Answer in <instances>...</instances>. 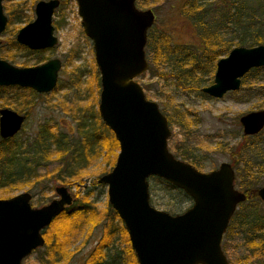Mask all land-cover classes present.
I'll use <instances>...</instances> for the list:
<instances>
[{
  "label": "water",
  "instance_id": "95a60500",
  "mask_svg": "<svg viewBox=\"0 0 264 264\" xmlns=\"http://www.w3.org/2000/svg\"><path fill=\"white\" fill-rule=\"evenodd\" d=\"M76 2L99 69L97 110L119 144L115 165L98 183L107 186L108 203L126 228L137 264H228L221 240L245 194L235 188L230 164L221 163L206 173L168 149L172 131L167 117L137 81L149 68L145 49L154 12L139 9L135 0ZM58 4V0L38 2L36 18L21 28L17 42L30 50L53 48L58 38L52 14ZM6 23L0 0V34ZM60 67L58 58L23 68L0 59V87L49 93L58 82ZM260 67H264V45L235 47L217 61L213 84L202 92L222 97L240 87L248 70ZM25 118L15 110L0 109L1 139L15 137ZM241 124L244 134L258 133L264 126V110L243 116ZM155 177L183 191L192 205L178 215L153 207L148 179ZM55 192L60 198L39 208L31 205L29 192L0 199V264H22L44 245L42 231L73 200L64 186ZM257 195L264 202V185Z\"/></svg>",
  "mask_w": 264,
  "mask_h": 264
},
{
  "label": "rangeland",
  "instance_id": "374dc122",
  "mask_svg": "<svg viewBox=\"0 0 264 264\" xmlns=\"http://www.w3.org/2000/svg\"><path fill=\"white\" fill-rule=\"evenodd\" d=\"M38 1L41 0H2L3 12L7 18L9 17V8L14 6L17 7L18 12L22 8L26 12L25 18H27L19 22L15 21L17 17L13 16V23L10 26L7 25L4 33L0 35L1 49L4 48L6 51L5 53L0 51V59L23 68L25 67H22L24 63L28 67H33V65L40 64L39 61L45 62L58 58L61 61L58 83L52 92L38 93L40 96H35V94L26 91L10 90L0 100V105L3 101H7L6 103H11L12 106L6 108L27 115L25 125L15 138L18 142L35 137L38 128L48 124L51 126V132L63 136L67 149L64 153L52 151L53 155L51 154L52 156L45 166H39L34 170L37 177L31 179L28 184L7 190L0 188V199L29 192L32 198L31 205L39 208L49 204L53 199H58L55 192L57 187H66L73 200L71 205L65 208L64 213H75L76 206L85 202L94 209V215L77 214L69 219L64 218V215H58L59 217L57 216L55 222L44 228L42 231L45 232L43 238L45 237L44 240L51 241V243L55 242V237L64 233V227L67 228L63 240L65 242L64 250L68 255L60 264H89L90 256L97 245L103 242L107 230H111L109 241H112L113 245L110 248V243L109 246L105 247L103 253L107 255L105 260L99 263L126 264V247L123 243V237L119 233V229L122 227L121 221L114 218L110 222L107 186L98 183L103 175L112 170L119 152L114 141L102 137L101 133L104 134L103 136L110 137L103 127L100 126L96 130L99 133L97 136H100V142L98 141L99 144L94 145L91 155L86 157V168L80 169L81 171L76 177L67 178L70 169L74 168H71L69 160L73 159L77 149L82 152L88 150L89 145L85 139L86 135L91 136L90 132L92 131L90 125L88 126L89 121L87 119L90 118L91 113H94L95 116L98 113L97 107L101 88L99 71L98 78L97 75L95 76L98 67L95 64L92 41L84 34L82 25H80L81 19L77 14L75 1L60 0V8L53 14L54 34L59 39L57 45L52 49L43 50L39 54V58L34 52L29 53L24 49H17L13 45L15 36L22 26L35 18L34 9ZM187 1L136 0V6L142 10L151 9L155 14L154 26L156 29L160 28V31L168 33L171 41L181 45L176 46L181 49L183 46H192L195 41H199L198 32L193 24L184 19L182 8ZM225 2L227 3L229 0H216V7L211 4V8H213H210L211 11L208 13L212 20L209 31L220 26L221 19L218 17L227 9ZM243 2L244 0H242V4ZM248 5L252 8L261 6L264 10L263 0L258 2L257 0L253 2L245 0V6L250 8ZM145 51L147 59H149L148 49L146 48ZM1 56H7L12 61ZM224 56L222 55V57ZM207 68L212 67L208 66ZM207 70L208 73L204 75L203 84L200 88L212 81L214 73L211 69ZM159 71L169 73L170 69L163 65ZM175 80L174 76L154 77L150 76L148 72L137 80L143 87L145 96L149 100L155 101L161 113L167 117L169 128L172 131L168 141L170 152L175 158L188 159L189 162H193L192 164L196 169L206 173L218 169L222 162L230 163L235 168L234 164L237 158L232 157V153L235 152V145L243 142L239 117L250 111L264 109V69L249 74L245 80L247 84L245 86L243 84L242 89L221 100H213L202 95L200 88L199 90H191L178 87L174 84ZM82 118L86 121L84 127H81L80 124L83 122L81 121ZM253 142L264 145V129L258 138L253 139ZM245 170L246 168L240 165L239 175H237L235 168V188L240 192L244 191L248 197L245 202L237 206L235 219L228 225L225 231L226 238L224 237L222 241L226 248L225 253L228 260L231 261L230 264H240L245 257L244 255L247 254L242 237L245 229H239L237 226L238 223H241L239 218L244 213H248L250 215L256 214V220L258 217L264 220V202L258 197L253 198L249 189L245 191L241 188L242 186L237 185L246 179ZM250 172L258 179L252 188L258 189L264 183V171L261 172L254 167ZM61 178L66 182L62 181ZM148 182L150 203L156 209L178 215L187 210L193 203L189 197L187 199L175 189H169L161 179L149 178ZM253 216L251 217L254 218ZM251 217L248 220L252 221ZM44 246L34 250L30 256L22 260V264H40L39 258L45 252ZM113 248H117L121 252L120 259ZM262 264H264V259Z\"/></svg>",
  "mask_w": 264,
  "mask_h": 264
},
{
  "label": "trees",
  "instance_id": "16d2710c",
  "mask_svg": "<svg viewBox=\"0 0 264 264\" xmlns=\"http://www.w3.org/2000/svg\"><path fill=\"white\" fill-rule=\"evenodd\" d=\"M247 1L253 2L254 0ZM258 1L259 0H257V2ZM211 4L216 7V0H188L182 8L184 19L190 21V23L193 24L195 30L198 32L197 35L199 41H195V44H193L192 46H183V48L179 49V47L176 46L181 45L172 42L171 38L168 37V33L163 32L162 30L160 31V28L156 29L154 25L149 29L146 48L148 49L149 54V59H147L149 68L147 72L150 74V76H162L165 78L174 76L176 78V80L174 81V84L176 86L181 88H188L191 90H199L200 86L203 84L202 82L204 75L208 73L207 69H211V71H213L214 61L220 56L226 54L234 47V45L243 47H245V45L248 47L264 45V10L261 6L252 8L250 7V5H248L250 7L248 8L245 6V0L243 4L242 0H229V2H225V8H227L224 11L225 13H222V15L218 17L219 19H221L220 26L216 27L213 31H209L208 29L210 28V21L212 20L208 16V13L213 8H211ZM8 16V25L10 26V24L13 23L12 20H14L13 16L19 18H17V20L15 21L21 22L22 20H24L23 18H25L26 12H24L22 8L20 9V12H18L17 7L14 6L9 8ZM13 45L17 49H24L29 53L34 52L38 55V58L39 54L43 52L37 50L31 51L29 49H26L24 46H20L19 44H17L15 40L13 41ZM0 51H3L2 53L6 52L4 48H2ZM174 56H176V58H174ZM1 57L12 61V59L7 56ZM39 62L42 63V61ZM163 65L170 69L169 73L159 71ZM23 66L26 67L27 64L24 63L22 67ZM208 66L212 68H207ZM260 69L264 68H257L253 69L252 71L257 72ZM98 71L99 69L97 70L96 68L95 76L97 75V78ZM147 72L141 74L140 76L146 75ZM13 89L22 92H30L32 94H35V96L39 95L36 91H32L28 88L21 89L18 87L2 86L0 87V100L4 98L6 92H10V90ZM6 102L7 101H3V103L0 105V109L3 107L12 106L11 103ZM18 109H20V107H18ZM95 118L96 120L94 121ZM87 120L89 121L88 126L90 125L92 131L90 132L91 136L88 137V135H86L85 139V141L88 142L87 145H89V147L85 152L77 149V151L75 152V156H73V159L69 160V162L71 163V168H74L70 169V171L68 172V179L76 177L77 174L81 171L80 169L86 168V157H89L91 155L94 145H98L100 142V136H97L99 133L96 131L100 128V126L103 127L104 131H107L110 135V137L108 138L107 136H103L104 134L101 133L102 137L107 140L114 141L116 149L117 146L119 149L118 141H116L113 132L104 125L98 113L96 114V116L94 113H91L90 118ZM81 121H83L80 122L81 127H84L86 125V121L83 118L81 119ZM16 136L13 138H7L5 140L0 138L1 189L7 190L10 188H16L17 186L28 184L31 179L37 177L34 170H36L39 166H45L50 157L53 155L51 153L52 151H55L56 153H64L67 149L63 136L61 134L59 135L51 132V126H49L48 124L39 127L37 135L31 139H26L25 141L18 142L17 140H15ZM234 151L235 152L232 153V157L237 158L234 164L237 175H239L240 165L246 168L244 174L247 175L245 176L246 179L242 181V183L240 181L237 185L240 187L242 186L241 188L245 191L249 189V191L253 195V198H257V195L255 193L256 191H252V187L255 186V183L258 181V179H256V177H254L250 171L254 167H256V169L260 170L261 172L264 171V145H256L255 143L239 144V147L235 148ZM183 160L189 162L188 159ZM61 180L66 182L62 178ZM164 183H166L169 189H175L188 199L183 191L178 188H174L168 182L164 181ZM107 205L108 212L110 214L109 216H111L110 222H112L114 218L120 219L119 215H117L116 211L112 209L111 205H109L108 203ZM76 207L77 208L75 213L65 214L63 211L64 214L61 213L60 216L64 215V218L69 219L73 215L77 214H84L85 216L94 215V209L90 208L88 203H79ZM235 213L231 217L230 223H232V220L235 219ZM253 215L244 213L242 217L239 218V220H241V223H238L237 226L239 227V229H245V232L243 233L244 235H241H243L242 237L245 242L246 250L255 252V257L258 258L264 256V220H262L258 216V219L256 220V214ZM251 216H253L254 218H252ZM250 217L252 218V221L248 220L250 219ZM56 219L57 217L52 222H55ZM121 226L122 227L119 229V233L120 236L123 237V243L126 247L125 263L137 264V259L132 247L130 246L127 231L125 226H123L122 221ZM66 231L67 228L64 227V233L55 237V242L51 243V241H45V252L39 258L40 264H60L61 262H63V259L68 255L66 253V250H64L65 242L63 240L65 239ZM44 233L42 232V234ZM110 234L111 230H107L105 232L103 242L97 245L95 251L90 256L91 260L89 264H100V261L105 260L107 254L103 253V250L112 242L109 241ZM112 245L113 243H111L110 248L112 247ZM113 249L120 259V256H122L121 252L117 248Z\"/></svg>",
  "mask_w": 264,
  "mask_h": 264
},
{
  "label": "flooded vegetation",
  "instance_id": "af4514ba",
  "mask_svg": "<svg viewBox=\"0 0 264 264\" xmlns=\"http://www.w3.org/2000/svg\"><path fill=\"white\" fill-rule=\"evenodd\" d=\"M41 1H50V0H41ZM41 1H38V2H41ZM75 1V3L77 4V2H76V0H74ZM37 2V3H38ZM58 2H59V6L58 7H56L55 9H54V11H53V14L56 12V10L58 9V8H60V0H58ZM135 2H136V0H135ZM36 3V4H37ZM35 4V5H36ZM36 7V6H35ZM137 7V6H136ZM34 11H35V9H34ZM77 11H78V4H77ZM4 13V12H3ZM53 14H52V16H53ZM78 14V13H77ZM5 15V14H4ZM5 17H6V15H5ZM34 17H35V12H34ZM54 17V16H53ZM7 18V17H6ZM18 18V17H17ZM27 18V17H26ZM26 18H23L24 20L26 19ZM36 18V17H35ZM34 18V19H35ZM19 19V18H18ZM33 19V20H34ZM81 19V18H80ZM32 20V21H33ZM23 21V20H22ZM8 23H9V18H7V23H6V26H5V30H6V28H7V25H8ZM29 23H31V22H28L27 24H29ZM26 24V25H27ZM80 25H81V22H80ZM25 26V25H24ZM52 26H53V18H52ZM23 27V26H22ZM21 27V28H22ZM54 27V26H53ZM83 28V27H82ZM4 30V31H5ZM21 30V29H20ZM19 30V31H20ZM54 30H55V27H54ZM4 31L1 33V34H3L4 33ZM18 31V32H19ZM18 32H17V34H18ZM83 32H84V30H83ZM0 34V35H1ZM17 34H16V36H17ZM55 35V34H54ZM16 36H15V41H16V43L17 44H19L18 42H17V39H16ZM56 36V35H55ZM88 37V36H87ZM58 38V37H57ZM58 42H59V39H58ZM57 42V43H58ZM0 44H1V41H0ZM20 45V44H19ZM57 45V44H56ZM2 46V45H1ZM0 46V47H1ZM20 46H24V45H20ZM55 46V45H54ZM25 47V46H24ZM235 47H238V46H235ZM235 47H233L232 49H234ZM243 47V46H242ZM254 47H256V46H254ZM26 49H28L27 47H25ZM54 48V47H53ZM52 49V48H51ZM231 49V50H232ZM30 50V49H29ZM43 50H46V49H43ZM43 50H37V51H43ZM231 50H229L228 51V53H226V55L224 56V57H226L230 52H231ZM31 51H33V49L31 50ZM224 57H222V56H220L215 62V66H214V70L212 71L213 73H214V75H213V78H212V81L211 82H209V84H205L204 85V87H209V86H211L212 84H213V80H214V76H215V70H216V65H217V61L219 60V59H221V58H224ZM51 60V59H50ZM47 61H49V60H47ZM46 62V61H45ZM44 62H42V63H40V64H43ZM40 64H37V65H40ZM28 67V66H27ZM260 68H264V67H260ZM253 69H256V68H252V69H250V70H248V72H246V74L240 79V82H241V85H240V87L238 88V89H236V90H229V91H226V93L222 96V97H214V96H212V95H210V94H208V93H204V92H202V89L204 88V87H201L200 88V91H201V93H202V95H204V96H208L209 98H211V99H213V100H216V99H218V100H221V99H224L227 95H229V94H231V93H237V91H239L240 89H242V85L244 84V86L247 84L246 82H245V80L247 79V77H248V75L249 74H251L252 72H256V71H252ZM58 79V78H57ZM58 83V82H57ZM57 85V84H56ZM52 92V91H51ZM50 93V92H49ZM260 110H264V109H259L258 111H250V112H248V113H251V112H259ZM17 112V111H16ZM18 113V112H17ZM248 113H246V114H244V115H242V116H240L239 117V124L241 125V127H242V138H243V142H241V143H239V144H249V143H255L256 145H258V143L257 142H253V139L254 138H258L259 136H260V132L264 129V126H263V128L262 129H260L259 130V132L258 133H255V134H249V135H246V134H244L243 133V129H244V127H243V125L241 124V118L243 117V116H246V115H248ZM21 114V113H20ZM22 115H24V116H26V118H27V115L26 114H22ZM26 118H25V120H26ZM25 123V122H24ZM23 123V124H24ZM169 124V123H168ZM25 125V124H24ZM23 125V126H24ZM23 128V127H22ZM22 128H21V130H22ZM20 130V131H21ZM19 131V132H20ZM18 132V133H19ZM18 133H16L15 134V136L18 134ZM169 139V138H168ZM239 144H237V145H235V148H237V147H239ZM234 148V149H235ZM178 159H180V158H178ZM181 160L182 161H184L182 158H181ZM184 162H188V161H184ZM189 163V162H188ZM222 163H226V162H222ZM191 164V163H190ZM221 164V163H220ZM219 164V165H220ZM227 164H230V163H227ZM192 165V164H191ZM195 169H196V167L194 166V165H192ZM230 166H231V168H233V166L230 164ZM218 169H219V167H218ZM199 170V169H198ZM216 170V169H215ZM233 170H234V178H235V168H233ZM212 171V170H211ZM236 179V178H235ZM264 185V183L262 184V186ZM234 186H235V181H234ZM261 186V187H262ZM261 187H259V188H261ZM258 188V189H259ZM258 189H253L252 191H256L255 193H256V195H257V190ZM243 193H244V191H242ZM245 194V200L244 201H241V203L242 202H245L246 200H247V197H248V195L246 194V193H244ZM257 197H258V195H257ZM259 198V197H258ZM58 199H59V197H58ZM54 200V199H53ZM261 200V199H260ZM240 203V204H241ZM239 204V205H240ZM238 205V206H239ZM225 234H226V232L223 234V236H222V240H221V249H222V251H223V253H225L226 252V248L224 247V243H222V241H223V238L225 237ZM226 238V237H225ZM247 251V250H246ZM225 255H226V253H225ZM245 257L241 260V263H245V264H262V261H263V259L264 258H261V257H255V252H250L249 250L247 251V254H245L244 255ZM226 257H227V255H226ZM256 261H259V262H256ZM227 262H228V264H230V259L228 260V257H227ZM240 263V264H241Z\"/></svg>",
  "mask_w": 264,
  "mask_h": 264
},
{
  "label": "bare ground",
  "instance_id": "6f19581e",
  "mask_svg": "<svg viewBox=\"0 0 264 264\" xmlns=\"http://www.w3.org/2000/svg\"><path fill=\"white\" fill-rule=\"evenodd\" d=\"M99 105V104H98ZM98 108V107H97ZM99 113V112H98ZM1 138V137H0ZM130 242V241H129Z\"/></svg>",
  "mask_w": 264,
  "mask_h": 264
}]
</instances>
